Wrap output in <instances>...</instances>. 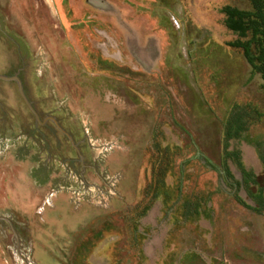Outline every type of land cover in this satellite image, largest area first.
Instances as JSON below:
<instances>
[{"label": "rangeland", "instance_id": "obj_1", "mask_svg": "<svg viewBox=\"0 0 264 264\" xmlns=\"http://www.w3.org/2000/svg\"><path fill=\"white\" fill-rule=\"evenodd\" d=\"M225 11L253 12L0 0V76L28 102L0 80V264H264L263 46ZM69 173L114 178L108 207L51 197Z\"/></svg>", "mask_w": 264, "mask_h": 264}, {"label": "built area", "instance_id": "obj_2", "mask_svg": "<svg viewBox=\"0 0 264 264\" xmlns=\"http://www.w3.org/2000/svg\"><path fill=\"white\" fill-rule=\"evenodd\" d=\"M71 172V171H69ZM71 183L69 186H59L52 191L51 197L57 192H66L69 195L71 203L75 206L80 204H89L97 208L105 209L108 207V202L115 195V179L106 178L103 180V187L85 184L76 177V175L69 173Z\"/></svg>", "mask_w": 264, "mask_h": 264}, {"label": "trees", "instance_id": "obj_3", "mask_svg": "<svg viewBox=\"0 0 264 264\" xmlns=\"http://www.w3.org/2000/svg\"><path fill=\"white\" fill-rule=\"evenodd\" d=\"M252 10L251 13L245 12H231L225 11V15L228 18L229 23H234L243 26L244 20H247V27L244 31H250L252 35V41L247 44H237L236 46L242 49L243 53L248 56L250 45L254 40L263 46L261 51V63L263 64L264 70V0H250Z\"/></svg>", "mask_w": 264, "mask_h": 264}, {"label": "water", "instance_id": "obj_4", "mask_svg": "<svg viewBox=\"0 0 264 264\" xmlns=\"http://www.w3.org/2000/svg\"><path fill=\"white\" fill-rule=\"evenodd\" d=\"M0 80H3V81H15V82H17V84L19 85V92H20L21 96L23 97V99L27 102V100L25 98V95H24V93H23V91L21 89V85H20V82H19V79L17 78V76H14L12 78H6V77L0 76ZM66 136L68 137V139L72 143V140L69 138V136L68 135H66ZM0 220H4V219H0Z\"/></svg>", "mask_w": 264, "mask_h": 264}, {"label": "crops", "instance_id": "obj_5", "mask_svg": "<svg viewBox=\"0 0 264 264\" xmlns=\"http://www.w3.org/2000/svg\"><path fill=\"white\" fill-rule=\"evenodd\" d=\"M39 172H40V169H35V173H36V175H39ZM35 175V174H34ZM35 175V176H36ZM33 177V179H34V181H35V183L37 184V185H43L44 184V177H40V176H36V177ZM40 177V178H39ZM52 178H54V177H52ZM55 183H57L58 181H54Z\"/></svg>", "mask_w": 264, "mask_h": 264}, {"label": "flooded vegetation", "instance_id": "obj_6", "mask_svg": "<svg viewBox=\"0 0 264 264\" xmlns=\"http://www.w3.org/2000/svg\"><path fill=\"white\" fill-rule=\"evenodd\" d=\"M20 73V72H19ZM17 75V78L19 77V75L18 74H16ZM41 127H43V129L46 127L45 126V119L43 120V122L41 123ZM46 129V128H45ZM49 133H51V132H49ZM40 139H42L43 140V135L40 137Z\"/></svg>", "mask_w": 264, "mask_h": 264}]
</instances>
